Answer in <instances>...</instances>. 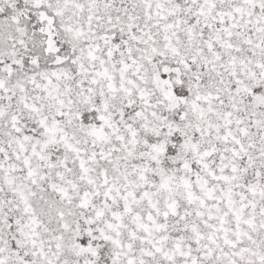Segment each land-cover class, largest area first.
<instances>
[{
	"label": "snow or ice",
	"instance_id": "6c2138e0",
	"mask_svg": "<svg viewBox=\"0 0 264 264\" xmlns=\"http://www.w3.org/2000/svg\"><path fill=\"white\" fill-rule=\"evenodd\" d=\"M0 264H264V0H0Z\"/></svg>",
	"mask_w": 264,
	"mask_h": 264
}]
</instances>
